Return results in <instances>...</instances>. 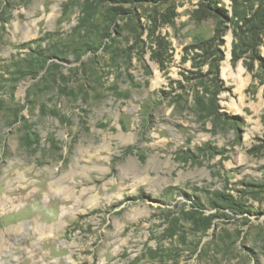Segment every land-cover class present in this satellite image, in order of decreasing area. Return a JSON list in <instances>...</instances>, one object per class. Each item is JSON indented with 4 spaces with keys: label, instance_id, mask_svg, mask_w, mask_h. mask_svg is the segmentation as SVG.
<instances>
[{
    "label": "rangeland",
    "instance_id": "rangeland-1",
    "mask_svg": "<svg viewBox=\"0 0 264 264\" xmlns=\"http://www.w3.org/2000/svg\"><path fill=\"white\" fill-rule=\"evenodd\" d=\"M83 7L0 0V264H264V84L231 61L257 4L123 2L80 25ZM206 47L220 122L196 103ZM51 51L35 76L12 62ZM198 200L207 230L183 218Z\"/></svg>",
    "mask_w": 264,
    "mask_h": 264
},
{
    "label": "trees",
    "instance_id": "trees-1",
    "mask_svg": "<svg viewBox=\"0 0 264 264\" xmlns=\"http://www.w3.org/2000/svg\"><path fill=\"white\" fill-rule=\"evenodd\" d=\"M136 1L145 0H84V7L82 9V18L80 20V25H85L87 22H92L94 14H97L99 7L106 8V14H108V19H112L115 10L113 7L115 4L121 3H133ZM156 1V0H155ZM236 3L238 0H234ZM245 2H254L257 4L256 9L248 16L245 15L243 20V25L240 26L241 32H236L237 42L233 45L232 49V64L236 65L238 61L244 58V65L248 71L253 72L256 63L258 64L261 73L256 75L260 79V84H264V58L260 54L259 46L263 43V33H264V0H243ZM108 6V7H107ZM113 20H111L112 22ZM245 28V29H244ZM110 27H108V32ZM35 42V41H32ZM206 64L209 65L208 71L203 76V83L206 82V94L205 97H198L196 103L199 106L201 112L206 117H213L217 122L223 121L226 118V114L221 112L220 105L218 103V94L222 89L224 80L221 78V61L224 59V53L217 49H211V47H206ZM63 55V52L51 51L45 55H34L31 57V62L28 65H22L18 61L14 62V66L19 69V74L21 77L27 75L35 76L38 74V66L40 69H44L47 64L50 68L58 66L53 57H58V55ZM248 58V60L246 59ZM60 59V58H59ZM62 59H65L64 57ZM37 62V63H36ZM37 68V70H36ZM229 118V117H228ZM231 119V118H229ZM131 148V147H130ZM218 204H223L230 209L242 208V205L235 201L230 195L219 194L217 196ZM195 207L192 209L184 211L183 218L192 224L195 229L207 230L211 227L213 217L215 215H205L199 210V207L204 206L200 200L194 202Z\"/></svg>",
    "mask_w": 264,
    "mask_h": 264
},
{
    "label": "bare ground",
    "instance_id": "bare-ground-1",
    "mask_svg": "<svg viewBox=\"0 0 264 264\" xmlns=\"http://www.w3.org/2000/svg\"><path fill=\"white\" fill-rule=\"evenodd\" d=\"M61 181V180H60ZM58 182V181H57ZM63 181H61L60 182V184L57 186V185H55V186H57L58 188L59 187H63V183H62ZM64 188V187H63ZM62 188V189H63ZM61 189V188H60ZM59 189V190H60ZM61 189V190H62ZM2 201V206H3V208L4 209H7V208H9V207H12L13 206V204H14V200L12 199V198H5V199H2L1 200ZM40 230H42V227L41 228H39ZM13 230H15V229H13ZM13 230H7L6 232H5V234L4 235H6L7 237H5L7 240L9 239L8 237H11V235L12 234H14V233H17L18 232V230H15V232L13 231ZM14 236V235H13ZM3 237V236H2ZM5 238L3 237V239L5 240ZM11 240V239H10ZM3 241V240H2Z\"/></svg>",
    "mask_w": 264,
    "mask_h": 264
}]
</instances>
